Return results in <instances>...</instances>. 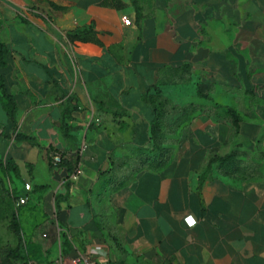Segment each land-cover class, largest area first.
<instances>
[{
    "label": "crops",
    "instance_id": "obj_1",
    "mask_svg": "<svg viewBox=\"0 0 264 264\" xmlns=\"http://www.w3.org/2000/svg\"><path fill=\"white\" fill-rule=\"evenodd\" d=\"M0 43L37 143L6 113L3 155L58 231L28 264H264V0H0Z\"/></svg>",
    "mask_w": 264,
    "mask_h": 264
},
{
    "label": "rangeland",
    "instance_id": "obj_2",
    "mask_svg": "<svg viewBox=\"0 0 264 264\" xmlns=\"http://www.w3.org/2000/svg\"><path fill=\"white\" fill-rule=\"evenodd\" d=\"M5 118L6 112L0 102V127L3 125L4 129L7 128L3 121ZM3 152L4 145H0V245L15 247L18 244V238L11 228L12 215L16 212L21 233L25 240L24 251L17 264H26L30 254L34 253L38 247H46L55 242L58 231L55 224L44 223L43 218L32 212L30 199L27 205L17 206V196L23 193L20 190L22 189L20 185H25L26 180L11 170V163L3 155ZM32 193L33 187L31 185L30 194Z\"/></svg>",
    "mask_w": 264,
    "mask_h": 264
},
{
    "label": "trees",
    "instance_id": "obj_3",
    "mask_svg": "<svg viewBox=\"0 0 264 264\" xmlns=\"http://www.w3.org/2000/svg\"><path fill=\"white\" fill-rule=\"evenodd\" d=\"M89 34H90V31L84 30L81 32L71 33L69 34L68 37L71 42H74L77 40L78 41H88ZM9 55H10L9 49L6 47L5 44L0 43V100L2 101L5 107L9 120L13 124V131L15 132V139L17 141H27L34 145H37L36 140L33 137L17 132V129H18L17 99L13 94L7 91L6 84H5V78L2 74V69L8 66ZM146 99L151 104H153L154 109H155L156 117L153 123V132L156 133L164 129L163 115L165 114L164 112H165L166 101L164 100L160 91H158L157 95H148ZM67 129L68 127L64 125V130L66 131ZM0 134H2L5 138L9 137L8 133L0 132ZM154 150H159L162 152L163 148L157 146ZM235 156H236L235 153H232L224 157H214L211 162L219 163V166L224 167V169L228 170L236 166ZM50 161H51V158H50ZM9 162L11 163V166H12L11 170H13L16 174H19L18 166L12 160H9ZM164 162L165 161L163 159H155L150 163V166L155 169H159L161 166H163ZM64 164H65V159H63V161L58 166H62ZM77 165H78V161H76L74 167L69 168V171L74 173ZM11 228L13 229L14 233L16 234L18 238V244L15 247L10 246V245H0V264H17L18 259L22 257V254L24 251L25 240L21 233L20 222H19V218L16 212H14L12 215ZM26 264H28V261L26 262Z\"/></svg>",
    "mask_w": 264,
    "mask_h": 264
},
{
    "label": "built area",
    "instance_id": "obj_4",
    "mask_svg": "<svg viewBox=\"0 0 264 264\" xmlns=\"http://www.w3.org/2000/svg\"><path fill=\"white\" fill-rule=\"evenodd\" d=\"M122 21L126 26H131L133 24L132 20L126 15L122 16ZM88 146L89 145L87 141L84 140L81 143L79 154L83 155L84 153H86V151L88 150ZM50 158H51L52 165L57 167L63 161V159H65V154L60 151H53L50 154ZM81 174H82V167H81V164L79 163L76 167L75 172L72 175V179H77ZM30 191H31V184L26 183L24 186V192L22 194H18L17 196V206L18 207H23L29 203ZM185 221L189 226H192L195 224V220L193 219L192 216L186 217ZM76 262L84 263V264H100L99 262H97L96 260H94L93 258L89 256L79 257L76 260Z\"/></svg>",
    "mask_w": 264,
    "mask_h": 264
}]
</instances>
